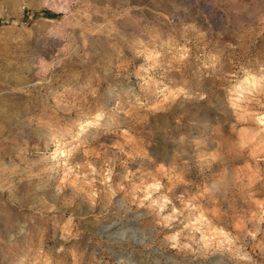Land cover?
I'll return each mask as SVG.
<instances>
[{
  "label": "rangeland",
  "instance_id": "obj_1",
  "mask_svg": "<svg viewBox=\"0 0 264 264\" xmlns=\"http://www.w3.org/2000/svg\"><path fill=\"white\" fill-rule=\"evenodd\" d=\"M0 264H264V0H0Z\"/></svg>",
  "mask_w": 264,
  "mask_h": 264
}]
</instances>
